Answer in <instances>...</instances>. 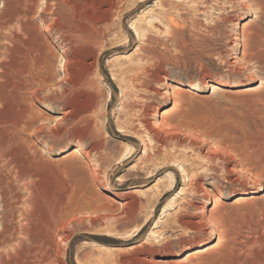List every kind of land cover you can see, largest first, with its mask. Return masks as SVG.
Instances as JSON below:
<instances>
[{"label":"rangeland","instance_id":"rangeland-1","mask_svg":"<svg viewBox=\"0 0 264 264\" xmlns=\"http://www.w3.org/2000/svg\"><path fill=\"white\" fill-rule=\"evenodd\" d=\"M10 1L18 52L46 65L7 95L0 194L17 224L32 190L49 264H193L211 227L201 264H264V0ZM69 27L94 36L68 46Z\"/></svg>","mask_w":264,"mask_h":264},{"label":"bare ground","instance_id":"bare-ground-1","mask_svg":"<svg viewBox=\"0 0 264 264\" xmlns=\"http://www.w3.org/2000/svg\"><path fill=\"white\" fill-rule=\"evenodd\" d=\"M2 2H3V7L0 9V37L4 38L6 41H5V45H3L5 47H4L2 56L0 58V125H2L3 122H6L4 121L5 119L3 120L1 118L2 117L1 114L6 112L7 109L9 108V105H8L9 103L7 100L8 98L7 95L9 96L10 94L9 91L24 90L25 88V81H24L25 76L27 73L30 74L31 73L30 71H32V70L30 71L28 70V68H30L29 64H32L31 66L36 65V67L37 66L40 67V64L42 63H43V66L46 65L45 64L46 60L44 56H43V62H42L41 55L36 54L35 56L31 57L30 55L26 54L24 51L20 53L18 52L17 47L14 42L15 38H17L18 36L15 37L13 35V31L9 29V25L12 23V20L14 18V10H13L14 6L12 5L10 0H3ZM4 29L8 30L7 33L3 32ZM59 30H60L59 37L61 41L65 42V44L68 46H70L73 38H78V37L92 38V36H94L89 32L88 34H84V35H82V33L77 34V32L79 31L75 30L73 27H69L68 30H65L63 28ZM96 30L95 31L98 32V29ZM21 38H24V37H21ZM21 38L18 37L17 40H19V42L23 45V48H26L27 46L24 47L25 42ZM96 38L97 37H95V39ZM242 47H243V51H242L241 57L244 59V57L247 58L248 50L246 48L245 43L243 44ZM62 65H63V76L65 77V79H68L70 77L69 71L64 67L65 64H62ZM43 82L46 83L44 79H43ZM88 84H89L88 80H83V84H82L83 86L84 85L86 86ZM213 88H219V87L216 84H214ZM166 94H167L166 100H170L171 93L167 92ZM63 95L64 97L66 96V94H63ZM66 104H67V110L63 112V115H62L64 118L63 120H67V121L70 120L71 128H74V125L77 123L76 118L78 117L79 113L76 111L75 106L70 101H68V103ZM167 108L168 107H165L162 109V111H158L154 114V116H159L158 120H161L163 124L155 126L152 124V122L147 121L145 123L147 131H156V130H163V129H168L169 131L170 126L165 122L166 120L164 119L166 112H168ZM25 114H26V111L22 109L20 111V115L18 118V124L23 123V126L21 128L23 129L25 128L29 130L33 121L32 120L23 121ZM13 125H16V124H13ZM90 134H91V131H88V135ZM0 139H2V141H0V157H3L2 151H4L3 148H5L4 144L6 141L2 137H0ZM6 143H8V141ZM88 166L90 167V170H91L90 174H91L92 171L99 168L100 165L96 159H90V161L88 162ZM23 186L28 191L26 198L24 197L27 205L21 208L20 216H19V220L17 221V224L11 221L10 214L7 211V206L9 204V199H8L9 196L6 193V191H4V194H2L3 191L0 189L2 191L0 194L2 202L0 203H2V206H3L2 208L4 211L1 217L2 219H1V229H0V247L3 246L4 249H0V264H49L54 256L53 253L51 252V247L55 242H51L49 240V232H48L49 226H46V227L44 226V219H43V213H42L40 202L33 199L32 190H30V188L27 187V185L26 187L25 185ZM243 191L248 192V191H245V189L243 188L242 189L238 188L236 193L243 192ZM218 198L219 197L217 193L212 194V197L210 199L212 200V206H214V203L218 200ZM168 207L169 205H165L163 210L164 209L166 210ZM210 211H211V208L209 209V212ZM47 219L49 218L47 217ZM212 220L213 219L210 218V221ZM215 235H216V231L214 227H211L209 230V235L207 239H204L203 241L199 242L198 247L186 253V256L184 257L186 261L193 263V264H201L200 254L203 251H205V249H208V247H205V246L208 245L210 242H212Z\"/></svg>","mask_w":264,"mask_h":264}]
</instances>
